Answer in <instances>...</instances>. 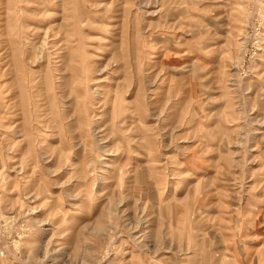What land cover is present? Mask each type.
<instances>
[{
  "label": "rangeland",
  "instance_id": "rangeland-1",
  "mask_svg": "<svg viewBox=\"0 0 264 264\" xmlns=\"http://www.w3.org/2000/svg\"><path fill=\"white\" fill-rule=\"evenodd\" d=\"M0 264H264V0H0Z\"/></svg>",
  "mask_w": 264,
  "mask_h": 264
}]
</instances>
